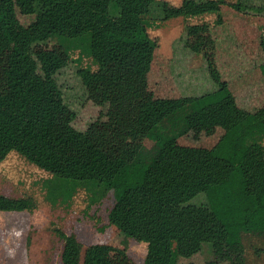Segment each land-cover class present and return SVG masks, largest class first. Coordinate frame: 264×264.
<instances>
[{
  "label": "trees",
  "instance_id": "trees-1",
  "mask_svg": "<svg viewBox=\"0 0 264 264\" xmlns=\"http://www.w3.org/2000/svg\"><path fill=\"white\" fill-rule=\"evenodd\" d=\"M185 1L217 15L218 24L223 4L264 12V0ZM149 6L147 0H0V163L14 151L50 173L41 180L47 201L71 199L78 187L94 190L91 203L114 191L110 221L148 243L142 264H178L175 244L193 242L210 243L207 264H249L250 246L256 259H264V186L248 165L255 152L264 150V103L253 110L240 107L220 72H210L212 88L159 100L160 119L133 141L129 155L119 153L113 138L114 133L136 135L139 130L135 124L121 125L131 104L126 97L112 105L118 125L99 126V119L86 130L73 125L76 111L62 78L65 71L73 62L90 58L97 69L80 65L76 76L84 95L100 97L124 74L125 21L140 19ZM140 35L131 41L137 56L146 58L151 41ZM181 62L172 63L173 72L183 67ZM259 68L264 75V61ZM232 104L234 114L224 115V133L213 146L180 143L205 114ZM65 118V133L52 136V123ZM93 135L96 142L87 143ZM218 164L230 172L215 182L203 180L201 186L196 181L197 195L204 194V201L190 203L188 177ZM37 208L33 196L0 193V212ZM55 231L63 242L62 264L130 263L124 247L85 246L75 234Z\"/></svg>",
  "mask_w": 264,
  "mask_h": 264
},
{
  "label": "rangeland",
  "instance_id": "rangeland-1",
  "mask_svg": "<svg viewBox=\"0 0 264 264\" xmlns=\"http://www.w3.org/2000/svg\"><path fill=\"white\" fill-rule=\"evenodd\" d=\"M147 6L140 19L125 21L124 54L127 62L124 74L100 97L84 95L80 79L76 76L80 65H91L97 69L90 58L73 62L65 71L62 78L68 84L69 99L76 111L74 126L86 130L98 119L101 121L99 126L109 128L118 125L120 120L111 114L112 105L122 96L126 97L131 104L121 125L130 128L135 124L139 130L136 135L114 133L113 138L119 153L129 155L134 147L133 141L143 138L148 127L160 119L163 112L157 102L179 98L182 93L197 94L204 87L212 88L210 72H220L222 79L232 87L240 107L253 110L264 103V75L259 68L264 61V12H243L223 4L218 24L217 15L207 13L194 3L187 4L185 0H147ZM22 20L29 21L28 18ZM140 32L151 41L152 48L146 58L137 56L131 41L141 36ZM184 41L189 47H185ZM77 56L74 54V58ZM177 61H182L183 67L176 73L172 70V63ZM233 114V104L209 111L189 135L179 139L180 143L213 146L224 133V115ZM66 122L65 118L52 123V136L64 134ZM94 142L96 135L87 141ZM248 165L257 172L264 186V150L255 152L248 159ZM229 172V167L218 164L211 165L210 170L205 168L190 175L186 180L191 189L190 203L204 201V194L197 195L196 181L197 186H201L203 180L205 183L215 182ZM50 176L14 151L0 163V193L13 197L33 196L38 201V208L31 212H0V264H62L63 242L56 228L75 234L85 246L110 243L124 247L131 259L129 264L145 262L148 243L135 240L110 221V213L116 203L114 191L91 203L94 190L78 187L71 199L47 201L41 180ZM209 246L210 243L201 242L176 243L178 264H207L211 259ZM256 257L253 248L248 247L249 264H264V259Z\"/></svg>",
  "mask_w": 264,
  "mask_h": 264
}]
</instances>
